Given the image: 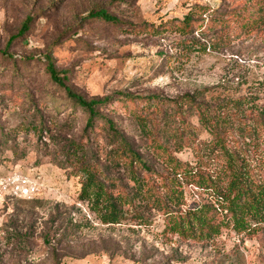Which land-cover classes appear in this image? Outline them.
<instances>
[{"label":"rangeland","instance_id":"rangeland-1","mask_svg":"<svg viewBox=\"0 0 264 264\" xmlns=\"http://www.w3.org/2000/svg\"><path fill=\"white\" fill-rule=\"evenodd\" d=\"M198 6L209 9L206 25L180 27L187 14L207 20ZM98 10L119 22L87 18ZM28 17V31L6 49ZM5 50L15 58L1 54ZM46 53L75 92L111 98L101 111L152 171L171 172L155 143L215 177L220 159L209 151L210 135L195 114L185 109L180 115L174 103L147 107L124 96L175 100L188 94L218 111L229 100L263 106L264 0H0V180L17 171L39 177L45 187L32 199L0 189V264H264V221L236 227L224 217L208 236L205 229L174 231V220L153 201L165 198L164 181L134 165L145 184L138 191L103 121L83 133L82 111L63 100L42 62L29 60ZM187 130L194 148L175 150V138ZM78 145L82 156L74 161L68 153ZM230 146L253 172H264V140L254 144L234 135ZM84 166L123 209L119 223H102L82 199ZM176 179L183 198L174 211L215 202L210 191Z\"/></svg>","mask_w":264,"mask_h":264},{"label":"trees","instance_id":"trees-1","mask_svg":"<svg viewBox=\"0 0 264 264\" xmlns=\"http://www.w3.org/2000/svg\"><path fill=\"white\" fill-rule=\"evenodd\" d=\"M197 8L207 19L210 13L209 9L205 6H198ZM87 18L100 19L111 23L119 22L116 16L109 14L105 10L91 11L87 14ZM31 21L32 17L26 18L18 32L9 37L6 49L16 38L21 37L28 31ZM208 21L209 18L207 20L203 18L199 20L194 19L193 13L187 14L182 20L180 27L193 31L200 29ZM1 54L9 59L15 58L12 54L7 53L6 50L1 52ZM29 60L42 62L45 65V73L48 75L49 82L63 92V100L67 101L70 107L82 111L85 117L84 134L93 129L98 120L103 121L108 137L115 145L114 154H119L125 160V163L129 161V177L137 187V190L142 191L145 184L138 177L134 165L139 167L138 170L154 171L148 167L144 159L132 148L131 143L120 132L116 124L101 111L102 107L111 102V98L86 99L75 92L66 84V72L58 71L55 68L50 54L34 56L29 58ZM124 99L131 102L138 99L147 107L166 102L174 103L181 109L180 115L182 116H185V109H187L189 111L188 114H195L198 123L209 133V151L220 159V172L218 176L212 177L188 163L180 162L171 155L168 148L153 142L157 151H161L160 156L164 157L165 165L171 171L165 176L154 172L164 181L165 198L162 200L153 198V201L159 202L160 209L174 220L172 224L174 231L180 234L189 233L192 235L196 230L203 232L205 229V235L208 236L210 233L218 232L220 226L224 224V217L233 220L236 227H243V225L248 224L249 220L255 222L264 221V172L260 174L253 172L245 164L239 152H236L230 146L231 138H234V135H238L242 139L252 140L254 144H259V140H264V105L253 108L247 102L244 103L243 99L229 100L221 104L222 108L218 111L213 106L197 101L195 96L188 94L175 100H166L157 96L130 97L129 95L124 96ZM53 102L59 104L61 99L55 98ZM183 105L185 107L184 110H182ZM224 108H226L225 110L233 108L237 111L231 114V111H223ZM138 119L140 127L145 131L146 136H150L147 131L145 118L138 116ZM179 124L184 125L188 129L184 118H181ZM192 136L193 133L190 130H187V133L182 132L179 134L174 141L175 150H181L185 146L193 147ZM79 150L82 149L78 145L75 150H69L68 155L74 158V161H78L82 156V152H79ZM80 170L85 176L81 186L82 199L87 200L92 209H96L102 223H119L123 217V209L117 205L115 199L108 193L102 182L98 180L95 171L87 166L81 167ZM178 175L187 183L213 193L215 202L203 203L200 207L186 212L174 211L173 206H180L183 198V192L177 186L176 177ZM148 192L149 189L146 193ZM100 207L103 210H100Z\"/></svg>","mask_w":264,"mask_h":264},{"label":"built area","instance_id":"built-area-1","mask_svg":"<svg viewBox=\"0 0 264 264\" xmlns=\"http://www.w3.org/2000/svg\"><path fill=\"white\" fill-rule=\"evenodd\" d=\"M0 189L19 199H32L45 189L39 177H30L17 171L0 180Z\"/></svg>","mask_w":264,"mask_h":264}]
</instances>
